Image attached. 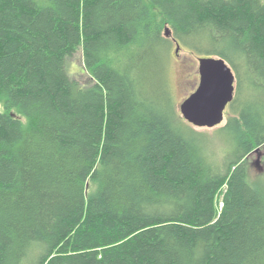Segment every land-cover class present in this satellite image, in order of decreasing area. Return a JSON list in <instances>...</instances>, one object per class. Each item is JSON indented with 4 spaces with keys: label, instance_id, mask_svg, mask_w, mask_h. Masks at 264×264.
<instances>
[{
    "label": "trees",
    "instance_id": "trees-1",
    "mask_svg": "<svg viewBox=\"0 0 264 264\" xmlns=\"http://www.w3.org/2000/svg\"><path fill=\"white\" fill-rule=\"evenodd\" d=\"M173 44L235 75L215 148ZM261 146L264 0H0V264H264Z\"/></svg>",
    "mask_w": 264,
    "mask_h": 264
},
{
    "label": "water",
    "instance_id": "water-1",
    "mask_svg": "<svg viewBox=\"0 0 264 264\" xmlns=\"http://www.w3.org/2000/svg\"><path fill=\"white\" fill-rule=\"evenodd\" d=\"M164 36H171L168 27L165 28ZM179 50L176 44L175 53ZM198 74L199 84L180 103L179 113L195 128H213L223 122L225 109L233 100L235 75L230 66L217 57H199Z\"/></svg>",
    "mask_w": 264,
    "mask_h": 264
},
{
    "label": "rangeland",
    "instance_id": "rangeland-1",
    "mask_svg": "<svg viewBox=\"0 0 264 264\" xmlns=\"http://www.w3.org/2000/svg\"><path fill=\"white\" fill-rule=\"evenodd\" d=\"M175 45H172L171 57L167 65V75L169 87L179 112L178 106L199 84L198 57L186 49H180L175 53ZM67 72L70 77L85 85L90 82V78L84 70L82 50L77 52L66 61ZM228 119L227 107L224 112V119L221 124L213 128L193 127L196 131L208 136V143L213 148L218 145V137L215 131L223 127ZM247 180L256 185L264 187V146L258 147L257 151H252L245 159ZM221 202V201H220ZM221 206V203H220Z\"/></svg>",
    "mask_w": 264,
    "mask_h": 264
}]
</instances>
